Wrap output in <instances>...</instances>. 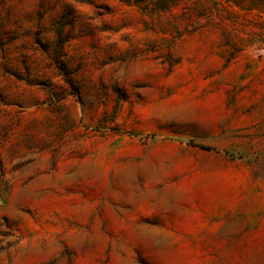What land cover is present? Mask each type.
I'll list each match as a JSON object with an SVG mask.
<instances>
[{
	"label": "rangeland",
	"instance_id": "374dc122",
	"mask_svg": "<svg viewBox=\"0 0 264 264\" xmlns=\"http://www.w3.org/2000/svg\"><path fill=\"white\" fill-rule=\"evenodd\" d=\"M263 55L264 0H0V264H264V127L213 120Z\"/></svg>",
	"mask_w": 264,
	"mask_h": 264
},
{
	"label": "crops",
	"instance_id": "0c3cea01",
	"mask_svg": "<svg viewBox=\"0 0 264 264\" xmlns=\"http://www.w3.org/2000/svg\"><path fill=\"white\" fill-rule=\"evenodd\" d=\"M248 70L252 77L245 79V88H230L229 91L223 89L213 95L214 122L223 118L230 121L224 126L254 128L257 126L255 122L260 121L264 127V55ZM254 104L260 105L261 110H255Z\"/></svg>",
	"mask_w": 264,
	"mask_h": 264
},
{
	"label": "trees",
	"instance_id": "16d2710c",
	"mask_svg": "<svg viewBox=\"0 0 264 264\" xmlns=\"http://www.w3.org/2000/svg\"><path fill=\"white\" fill-rule=\"evenodd\" d=\"M191 144H193V143H191ZM200 148H203V149H207V147L206 146H204V145H198Z\"/></svg>",
	"mask_w": 264,
	"mask_h": 264
}]
</instances>
